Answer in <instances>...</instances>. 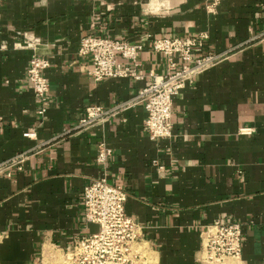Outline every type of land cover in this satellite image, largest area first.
<instances>
[{
  "label": "crops",
  "instance_id": "crops-1",
  "mask_svg": "<svg viewBox=\"0 0 264 264\" xmlns=\"http://www.w3.org/2000/svg\"><path fill=\"white\" fill-rule=\"evenodd\" d=\"M90 33L143 44L142 78L94 82L78 53ZM199 33L221 59L173 98L172 138L149 137L141 105L73 129L87 105L134 98L166 71L150 37ZM37 54L50 63L42 116L26 74ZM20 153L22 170L0 177V264H42L96 233L82 188L104 174L128 191L153 264H208L200 233L215 220L244 225L241 256L224 264H264V0H0V162Z\"/></svg>",
  "mask_w": 264,
  "mask_h": 264
},
{
  "label": "built area",
  "instance_id": "built-area-1",
  "mask_svg": "<svg viewBox=\"0 0 264 264\" xmlns=\"http://www.w3.org/2000/svg\"><path fill=\"white\" fill-rule=\"evenodd\" d=\"M207 39L206 33L191 37H150L152 51L162 54L166 60V71L161 74L154 71L148 73V84L134 98L109 107L87 105L84 115L73 129L87 130L116 119L135 105H141L146 112L143 129L149 137L152 140L172 138L173 98L221 59V55L214 51H202ZM144 47L141 43L131 44L125 39L90 33L80 39L78 53L91 56L92 63L87 72L94 82L115 77L139 79L142 76L136 68L140 65L138 58ZM49 65L46 57L37 54L30 58L26 69L27 82L39 103L41 116L49 106V81L44 73ZM24 135L33 138L36 133L31 130ZM98 150L97 161L107 164L112 150L104 143L98 145ZM26 158L24 153H20L0 162V177H10L12 173L20 172ZM82 189L81 205L85 222L97 225L98 231L75 240L73 248L66 253L71 257V264H147L139 246L143 237L142 228L126 213L128 191L120 184L110 183L106 174L93 179ZM243 227L237 221L219 220L206 226L200 233L202 260L208 264H224L227 258L240 257Z\"/></svg>",
  "mask_w": 264,
  "mask_h": 264
},
{
  "label": "rangeland",
  "instance_id": "rangeland-1",
  "mask_svg": "<svg viewBox=\"0 0 264 264\" xmlns=\"http://www.w3.org/2000/svg\"><path fill=\"white\" fill-rule=\"evenodd\" d=\"M139 246L141 247L144 252V255L146 256L147 264H153L152 255L148 251L147 247L141 244H139ZM38 264H41V262H39ZM42 264H71V257L70 255H67L64 252H62L61 254H46V256H43Z\"/></svg>",
  "mask_w": 264,
  "mask_h": 264
}]
</instances>
